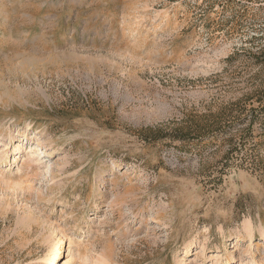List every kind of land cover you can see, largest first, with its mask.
<instances>
[{"label": "rangeland", "instance_id": "1", "mask_svg": "<svg viewBox=\"0 0 264 264\" xmlns=\"http://www.w3.org/2000/svg\"><path fill=\"white\" fill-rule=\"evenodd\" d=\"M264 264V0H0V264Z\"/></svg>", "mask_w": 264, "mask_h": 264}, {"label": "bare ground", "instance_id": "2", "mask_svg": "<svg viewBox=\"0 0 264 264\" xmlns=\"http://www.w3.org/2000/svg\"><path fill=\"white\" fill-rule=\"evenodd\" d=\"M62 254H64V251L62 248H60L58 251H57V255L54 260H53V264H61V258H62Z\"/></svg>", "mask_w": 264, "mask_h": 264}]
</instances>
